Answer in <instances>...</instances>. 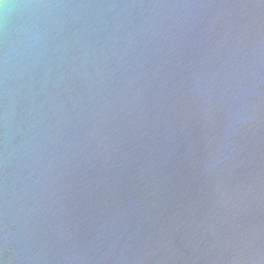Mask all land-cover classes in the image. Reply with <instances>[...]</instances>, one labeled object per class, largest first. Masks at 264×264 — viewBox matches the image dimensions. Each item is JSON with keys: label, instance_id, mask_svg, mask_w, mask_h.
I'll return each mask as SVG.
<instances>
[{"label": "clouds", "instance_id": "1", "mask_svg": "<svg viewBox=\"0 0 264 264\" xmlns=\"http://www.w3.org/2000/svg\"><path fill=\"white\" fill-rule=\"evenodd\" d=\"M0 264H264V0H0Z\"/></svg>", "mask_w": 264, "mask_h": 264}]
</instances>
